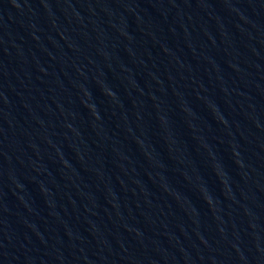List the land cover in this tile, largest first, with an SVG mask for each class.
Instances as JSON below:
<instances>
[{
	"label": "water",
	"instance_id": "obj_1",
	"mask_svg": "<svg viewBox=\"0 0 264 264\" xmlns=\"http://www.w3.org/2000/svg\"><path fill=\"white\" fill-rule=\"evenodd\" d=\"M0 264H264V0H0Z\"/></svg>",
	"mask_w": 264,
	"mask_h": 264
}]
</instances>
